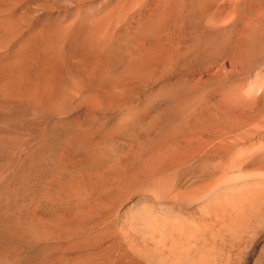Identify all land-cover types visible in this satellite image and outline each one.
<instances>
[{
  "label": "bare ground",
  "instance_id": "1",
  "mask_svg": "<svg viewBox=\"0 0 264 264\" xmlns=\"http://www.w3.org/2000/svg\"><path fill=\"white\" fill-rule=\"evenodd\" d=\"M1 1L2 0H0V2ZM15 1L18 4L21 2L20 0H19V2H17V0H15ZM24 1H23L22 5L19 4V5H21L20 7H22L24 5V3H26V1L25 2ZM59 1H61V0H59ZM62 1H64L63 3H65V0H62ZM93 1H95V0H93ZM93 1H91V2H93ZM99 1H100V3H102L101 0H99ZM117 1H119V2H115V3H117V4H115L116 6L114 4H113L114 6L111 5V6H113V8H111V6H109L111 8V11L110 10L108 11V8L106 10L105 7H103V6H107L109 2L108 3L106 2V4L102 3L104 5L101 4L102 6H100V10L103 7V11L105 9L107 12H109V13L105 12V14H102V16L103 15L104 16L103 17L100 16L101 18L99 17V14H100L99 11L100 10L98 11L97 7H96L97 9L94 8L96 10L93 9V13H94V11H96L95 13L97 14V11H98V13H99V14H97L98 17L96 16V14H93L92 12L90 13V14H92V16L91 15L89 16L88 15L89 13L87 14L86 10L83 9L84 12H86V13H84V16L86 14L88 16L86 15V17H79L78 20H83L81 18H84V19L86 18V20H88L91 17L90 18L91 21H89L90 22L89 24H92V25L94 24L92 27H94L95 30H94V28H93V30L96 31V33L94 32L92 34H91V32H89L91 36L88 35L87 33H84L85 35H83V36L86 37L88 35L87 38L90 39L92 37V35L93 36L97 35V33L99 31L101 32V34H99V36H100V37L98 36L99 38L96 36L95 43H91L95 40V37H94V40L91 39V42H89L90 40H87L88 43L86 42L85 39H83V40H85V42L87 44L86 43L84 44V42H83L84 45H82L81 43H78V44H81V46H82L81 56H80L79 60H77L78 62H76L75 64L73 63V65H71V66H66V78L63 77L62 67H63V65H67L66 63H67L68 55L70 54V51L74 50V52H75V49L77 51L78 45H77L76 40H80L81 38H79V39L74 38L75 41L73 39L67 38L68 32L65 30H67L69 28L68 30L70 32L71 30H73L71 28H74L75 27L74 25H76L74 23H77V22H74L73 24H72V22H70V23H68L69 25L67 24V27H68L67 29L64 28L65 30H63V29L61 30V32L62 31L67 32L66 34L63 32V33H61L62 35H60V31H57L58 32L57 35L59 34L60 36L58 35V37L56 36V38H53L56 35V34L53 35V32H54L53 30L57 29L56 27L58 25L56 27H54L55 24L50 23V25H49L50 27L53 25L52 26L53 28L51 27L53 30H51L49 27V29L52 31V34L51 33L48 34L49 32L47 30H49V29H47L46 31L48 33H46V34L49 35V37H47V36L44 37L43 33L41 35V32H40V34H38V33H36L37 31L31 32V30L29 29L31 27L34 28V26H32L34 24L32 22V18L30 19L31 20L30 23L32 25H30L28 23L29 20L27 21V23L29 24V26H28L29 30H27V31L28 32L30 31V33H26L27 31L25 32V30L27 29L26 28L27 26H24L25 22L23 24L22 23L23 21L21 22L22 19L18 20L16 18L17 15H15V16L13 15L14 14L12 12L13 8L11 9L12 11H8V10H10V9H7L8 7L6 8L7 10L6 9L5 10L0 9V16H1L0 17V102L4 103L3 107H5V105H6V107H8V109L5 110L7 112L5 114V116L2 115V113H0V225L2 226L4 224L11 235H14V236L21 235L22 237L28 238L29 240H32V241L37 240L36 242L37 243L40 242V244L44 240L43 239L42 241H39V239H42V237L45 235V233H44L45 231L42 230V228H40L41 225L39 224L40 226L38 227V225H36L34 223H30V221L28 222V221L22 219L18 215V207L19 206L17 204L19 202L20 196L24 192L28 191L29 188H31V183H33V182H31L32 181L31 180V174L33 172H39L42 169H45L46 167L49 166V163L47 162V158H46V153H45L46 150L48 148H50L51 145H53L55 143L56 138L58 136H60V135L71 136L74 134V131H72V129L70 127L66 126L65 123H63L64 120L62 119V116L65 115L73 106H75L77 104L78 105L81 104L86 99V98H84V100L80 101L76 97H79V95L83 96V97L86 96L87 92H89V89L93 88L94 86L98 85L99 83H103L104 81L106 83V81H109V80L113 81L115 78H118L121 81H126V80L131 81L132 80L133 84H131V85H139V83H149L150 84V82L151 83L153 82L152 86H151L150 94L148 95V98H147L146 107H148L150 109H154V110H155V108H157L158 106L160 107L161 105H164V106L167 105L168 106L170 104V106H172V104H174L172 102L183 103L184 107H181L182 104L179 105V107L182 108V109H180L181 111H177L176 113L173 114V112H175L174 111L175 109H174L173 112L171 110L172 116L169 115L170 117H172V121L176 122V125H175V123H174V125L172 123H170V124L167 123L166 125L162 126V129L159 133H156V134H158V138L161 140H164V139L166 140V138H168L169 136H171L174 133H176L177 131L183 130L185 128L194 129V130H197V132H198V130H200V129L203 130V128H205V127H209V126H211V127L216 126L217 127V125H221V124H225V123H227V125L239 127V124H238L239 121L237 122V120H235V118L234 119L230 118L231 120L224 121L223 117H222L223 115L220 114L223 112H218L217 107H215V108H217V109H215V108H211L210 106H208L209 104L207 105L206 100H207V95L210 96V93H208V91H207V89H205V87L201 86V85H204V84H202L201 80H197V79H195V77H192V78L189 77L190 75H192L194 73V71L197 70L198 67L209 64L213 60H217L219 58H220V60L221 59L223 60V58H226V59H229V60L234 61V62L236 61V62H238L237 67L239 69H241L246 75H248V76H246L247 81L245 80L246 85L243 83L244 81L241 80L240 77L236 78V79L240 78V80H238V83L235 82V81H237L235 79V81L232 80L233 82L231 84V80H227L225 78H223V79L221 78V80L216 83V85H218V86L215 87L214 90L212 89L214 92H215V89L218 88V90L220 89L221 91H224L223 95L226 94L225 96L227 98H228V94L229 95L233 94L232 95L233 99L230 98V101L232 99L233 103L235 102L236 106L234 104H233L234 106L232 105V101H231V103H230V101L227 102V100H229V99H227V100L224 99V100H226L225 102L227 104H229L226 106L230 107V105H231V110H232V106L234 107L233 108L234 110H235V108L237 110H240L239 107H241L242 108L241 112H244V111L246 112V110H243L244 108L242 106L245 107V104L246 105L248 104V106L246 108L248 109V107H249V109H248V111H249L250 108H253L251 106V103H252L251 99L253 100V98L258 99V102H260L262 104L261 106L264 105L263 104L264 103V14L261 13L262 15L261 14L258 15L257 12L256 13L258 16H255V14H254V10L256 8H264V0H160L161 1L160 5H158V3H157V2H159V0H156L157 2H155V1L154 2H155V6H157L158 9H157V12H155L153 16L143 17L141 19H139V17H138L137 18L138 20L134 19V21H132L131 27H129L126 30V32L123 33L121 31V33H119V34L117 32H120V31H118L120 25H122V24L124 25V23H125V22H123L124 19H127V17L130 16L129 15L126 17L125 16L126 12H127V10L129 12V9L131 7H135L134 4H135L136 0H117ZM146 1H150V0H146ZM2 2H4V0ZM6 2H8V0ZM13 2H14L13 0H11V2H10V5L12 7H14L13 6L14 4L13 5L11 4ZM48 2H50V1L48 0L47 3ZM112 2L114 3L113 0H112ZM112 2L110 1L111 4H112ZM145 2L144 3L142 2V4H145ZM16 3H15V5H16ZM70 3H72V1ZM97 3H99V2L97 1ZM139 3L140 2L138 1L137 4H139ZM147 3L148 2H146V4ZM2 4H4V3H2ZM18 4H17V9L19 11L20 7L18 6ZM150 4L152 5L151 2H150ZM4 5H2V6L5 7L6 5L5 6ZM10 5H7V6L11 7ZM48 5H49V3H48ZM72 5H75V3H73ZM76 5H78V4H76ZM88 5H90V4H88ZM95 5H94V7H95ZM141 5L139 4V6H141ZM147 5H146V7H147ZM2 6H0V7H2ZM33 7L35 8L37 6L34 5ZM82 7L83 6H81L80 8L82 9ZM84 7H86V5ZM88 7L89 6H87V8ZM114 7H116V8L114 9ZM141 7H142L141 9L144 8L143 5ZM92 8H91V11H92ZM127 8H129V9H127ZM136 8H138V6ZM17 9L15 6L16 11H17ZM89 9L90 8H88V10ZM112 9H114L115 11L112 12ZM152 9L154 10V8H152ZM83 10H82L81 14H80L81 10H78L79 12H76V13L82 16ZM137 10H136V12H137L136 14H138ZM134 11L130 12V14L133 13ZM141 11H143V10H141ZM89 12H90V10H89ZM151 12H154V11H151ZM19 13H21V12L19 11ZM101 13H103V12H101ZM134 14H135V12H134ZM29 15L27 17H29ZM131 15H133V14H131ZM78 16H76V18ZM134 16H132V17H134ZM136 16H138V15H136ZM141 16H143V14ZM145 16H147V15H145ZM19 17H21L20 14H19ZM92 17H95L96 21L98 18H100V20L98 19L99 22L98 21L94 22L95 20H94V18L92 19ZM22 18H23V20L25 19L24 17H22ZM247 18H253L254 20L251 22V25L248 23L250 25V27L246 23V25L249 27L247 30H245V31L243 30L244 32H240L241 30L238 29L237 23L240 21H243V23H244L245 19H247ZM25 20H27V18ZM74 21H77V19ZM126 21H128V20H126ZM38 22H37V26L39 27L41 25V27H42V28L39 27L40 31H42V29L45 30L46 28L44 27V23L38 24ZM84 22H85V20H84ZM91 22H94V23H91ZM121 22H122V24H121ZM247 22H249V21H247ZM96 23H97V25H95ZM105 23L106 24L111 23L110 29L108 28V26L110 24L109 25L107 24L106 33H108V31L110 30L108 34H105V32L103 33V31H105L104 29L106 28V25L104 28ZM47 24H49V21L46 22V25ZM70 25L74 26V27L70 28L69 27ZM79 25H80V23H79ZM85 25H86V22H85L84 26ZM77 26L74 29L75 32L78 29H80V28H78L76 30ZM80 26H83V25H80ZM87 26H85V28L90 30L89 28L91 27V25H89L90 27L89 26L87 27ZM126 26H127V24H126ZM240 26H241V28H244V27H242V25H240ZM243 26H245V25H243ZM247 26H246V28H247ZM24 27L26 28L25 30H24ZM35 27H36V25H35ZM61 27H62V24H61ZM61 27H58V29L59 28L61 29ZM117 27H118V29H117ZM124 27H125V25L123 26V28ZM102 28H104V29L101 30ZM34 30H35V28H34ZM36 30H38V28ZM81 30H80V32H81L80 34L82 35L83 30L82 31ZM88 30H84L83 32H86ZM93 30L91 29V31H93ZM116 30H117V32H116ZM119 30H121V29H119ZM32 31H33V29H32ZM55 32H56V30H55ZM72 32L73 31L70 32V35L73 34ZM74 34H76V33H74ZM78 34H79V32L77 33V35ZM81 35H79V36H81ZM50 37H52V38H50ZM69 37H71V36H69ZM74 37H78V36L74 35ZM139 39H143L144 41H145V39L151 40V41H157V43L155 42L156 45H158V43L165 41L166 43L167 42L170 43V45H171L170 48L168 47L169 44L166 45L170 50L171 49H173V50L175 49V50L170 51L167 49V47L164 48L165 44H166L165 43L163 48L160 47L161 50L159 49L157 55L152 53V54L156 55L155 56L156 58H154V56L151 58L150 57L146 58L147 57L146 56L145 59H142L138 62L131 60L123 67V69L121 70L120 73H117V75L115 77L113 75L114 63H115L116 59L118 58V55L120 56V54H119L120 51L122 50V48L124 47L125 44L133 43L137 40L139 41ZM81 40L79 42H82ZM151 41H149V42H151ZM148 44H150V43H148ZM141 45H142V43H141ZM150 45H152V44H150ZM81 46H79V47H81ZM155 49H157V48H155ZM68 50H69V52H66ZM176 51H178V54ZM151 52H153V51H151ZM72 55H74V53ZM70 57H72V56L70 55ZM139 57H142V56H139ZM36 59H38L37 64L39 63L40 65L38 66L39 67L38 69L36 67L37 71H33L31 68V66H33V65H31V63L34 64L33 60H36ZM226 59H224V61ZM157 61H160L158 66L156 63ZM68 65H69V62H68ZM215 65H216V63H215ZM157 67H159L158 69L160 70V72L156 73L155 70L157 69ZM182 68H185L186 70L181 72ZM209 68H211V67H209ZM115 70H116V68H115ZM223 70H224V67H223ZM219 71H222V70H219ZM211 73H214V72L211 71ZM211 73H208V74L210 75ZM208 74L206 77L205 76H202V77L203 78L205 77V79H207V80H215L216 79V81H217V79H218V77L216 75L217 73L215 74L216 77L214 75L208 76ZM224 75H225V73H224ZM228 75H229V73H228ZM64 76H65V74H64ZM200 76H201V74H200ZM232 76H233V74H232ZM232 76H229V77H232ZM202 77H200V79ZM235 77H237V75H235ZM196 78H198V77H196ZM203 78H202V80L205 81V79H203ZM230 79H232V78H230ZM242 79H244V78H242ZM241 81H243L242 82L243 85H242ZM213 83H215V82L213 81ZM234 84L237 85L236 88H238V87L241 88L240 86H244V85L246 87V88L244 87L245 90L242 89L241 94L239 92L240 89L238 88L239 89L238 95H240L239 96L240 99L242 97V101H244L243 103L240 99L239 100L241 102H239V100L237 101L238 103L236 102V99H238V96L235 94V93H237L236 92L237 89L235 88ZM238 84L240 86H238ZM109 85H110V83L108 84V87H109ZM233 85H234L235 90L232 87ZM142 87H143V85H142ZM210 87L212 88V86H210ZM130 88L134 89L133 87H130ZM207 88H209V87H207ZM100 89H101V87H100ZM116 89H117V87H116ZM122 89H123V93H124V91L128 90L129 88H126V90H124V88H122ZM117 90H119V89H117ZM117 90H115V91H117ZM139 90H141V89H139ZM208 90H210V88ZM231 90L234 91V93ZM102 91H103V88H102ZM120 91L121 90H119V92ZM148 91H147V93H148ZM216 91H217V89H216ZM108 92H103L105 94H102V95H100L101 94L100 93L98 96L97 95L98 90H97L96 95L98 97H101V96L107 95L106 93H108ZM212 92H211V94H212ZM217 92H220V91H217ZM93 93L95 94V92H93ZM111 93H112V91H111ZM117 93H115V94H117ZM142 94H144V93H142ZM90 95H91V93H90ZM96 95H95V97H96ZM124 95H125V93L123 94V97H124ZM213 95H214V100H215L216 99L215 96H217L216 92ZM220 95H222V92L220 93ZM223 95L221 98V96H219V93H218V96H219L218 98H221L218 102H220V101L222 102ZM139 96L142 98L141 95H139ZM232 96H230V97H232ZM91 97H92V95H91ZM123 97H121L120 100ZM211 97H212V95H211ZM234 97L236 99H234ZM89 98L90 97H88V100H89ZM115 98L116 97H113L110 99L114 100ZM96 99H98V98H96ZM104 99L101 100L99 98L98 100L99 101L101 100V102H102ZM246 100H248V101L250 100V103ZM99 101H97V102L99 103ZM207 101H210V100H207ZM245 101H246V103H245ZM255 101L257 102V100H254V103H256ZM135 102H136V100H135ZM225 102H223V103L226 104ZM213 103H215V102H213ZM216 103H217V99H216ZM240 103H241V105L242 104H244V105L240 106ZM254 103L252 105L255 106L254 108H256V106L259 103H256L257 105ZM221 104H220V106H221ZM224 104H223V106H225ZM210 105H212V104H210ZM237 105L239 107H237ZM104 106H105V104H104ZM127 106H129V105H127ZM177 106H175L173 108H176ZM223 106H221V108ZM133 107H134V105H133ZM131 108H132V105H131ZM224 108L226 109V107H224ZM254 108L252 109L253 114L255 113ZM126 110H127V108H126ZM231 110L225 111V112L230 113V112L234 111V110H232V111ZM261 110L259 109L258 112ZM87 111H88V113L90 112V110H87ZM102 111H103V109L100 112H102ZM85 112H84V114H86ZM91 112H92V110H91ZM159 112H160L159 116H163V114H165L164 110H160ZM250 112H251V110H250ZM168 113H170V111ZM73 114H75V112H73L71 115H73ZM90 114L91 113H89L88 116ZM145 114H146V112H145ZM253 114L251 117L254 116ZM141 115H143V113ZM95 116L96 115L94 114V117ZM234 116H236V115H234ZM263 116H262V118H263ZM67 117H68V114H67ZM73 118H74V116H73ZM151 118H152V116H151ZM238 118H240V117H238ZM243 118H241V119H243ZM256 118H258V117H256ZM83 119H85V118H83ZM89 120H90V117H89ZM93 120H94V118H93ZM245 120H246V118H245ZM248 120H250V119H248ZM258 120H259V118H258ZM83 121L85 122L86 120H83ZM136 121L137 120L134 119V115L128 114L127 116H123L121 118V120L119 121L116 128L119 131H123V133H126L125 131H128L132 136L136 135L138 133V131L140 130V127L138 124H136L137 123ZM28 123H32L34 125L33 129H32L33 133L31 135V138H29L28 141H26L27 139H25V141L15 142L12 139H9L8 134H11L12 132H14V130L16 132V130L18 128H21L22 126L24 127ZM261 123H263V120H261L260 126L264 127V125H261ZM83 124H81V125H83ZM145 124H148V123L145 122ZM251 124H252V122H251ZM81 125L79 122V126H81ZM246 125H247V123H246ZM255 126H256V124H255ZM255 126H252L253 128L251 127V130L255 128L254 130L257 131L260 127V126L259 127L257 126V128H258L257 129ZM85 127H84V129H85ZM98 127L100 128L102 126L100 125ZM104 127L105 126H103V128ZM226 127H225V129H226ZM87 129L89 130V128H87ZM96 129H97V127H96ZM110 129H109V132H110ZM142 129H144V127ZM230 129H232V128H230ZM262 129L263 128L259 129V130H261V132L259 131V133L256 132L253 134H251L252 131H251V133H247L246 131L241 132L243 135L245 134V136H244L243 140L238 143L239 145H237L238 149L236 151L235 150H227V148H224L226 150H223V148L221 150V148H220L221 151L220 150H218L216 152L213 151L214 154H209L207 156L205 155L204 158L198 159L195 162H193L192 164L187 165V166H176L175 165L171 170H168L166 165L164 164L166 161L165 162L160 161L161 159L156 160V161H150L149 163H147L146 166L142 168L144 170H143L141 175L143 177L148 178L147 180H149V181L141 192L144 191V194L145 193L148 194L147 196L146 195L145 196L149 198V204L147 206H144V207L142 205L143 208L140 207V209H138V210L135 209L136 211L133 212L131 215H130V212L127 213L130 216H128L127 220H125L126 223L123 224L124 227H123V230H121V232L123 231V233L120 237L117 234V236L119 237V249H118V251H119L118 252L119 253V262L118 263L119 264H264V129L263 130ZM86 130H84V131L86 132ZM101 130L102 129H100V131ZM117 130H114V131H117ZM28 131H30V130L28 129ZM183 131H182L183 135L182 136L180 135L181 137H183L185 135V133ZM191 131H189V132H191ZM211 131L213 132V130H211ZM91 132L95 133L96 131L95 132L91 131ZM91 132L89 134H91ZM76 133L79 134V132H76ZM201 133H203V131ZM194 134H195V132H194ZM198 134H199V132H198ZM198 134H196V135H198ZM238 134H240V133H238ZM103 135H105V134H103ZM110 135L111 134H109L108 136H110ZM221 135H222V132H221ZM17 136H18V134H17ZM80 136H81V134H80ZM84 136H85V134L82 136L83 138L82 137L81 138L84 139L85 138ZM89 136H91V135H89ZM92 136H93V134H92ZM112 136H114V135H112ZM126 136H128V135H126ZM201 136L198 138H200V140L202 142L203 139H201ZM19 137H21V136H19ZM72 137H75V136H71L70 139H72ZM76 137L78 138L79 136H76ZM226 137H227V134H226ZM110 138H112V137H110ZM216 138H221V137L216 136ZM227 138H229V137H227ZM70 139L68 141L69 144L71 143L70 141H72ZM82 139H80V140H82ZM210 139L213 140V138H210ZM222 139H224V138H222ZM73 140L74 141H72V143L75 142V140H77V139H73ZM80 140H78L77 142H79ZM212 140H210V141H212ZM215 141H217V140H214V143H215ZM220 141H222V144L225 143L224 140H220ZM82 142H83V140H82ZM124 142H125V140H124ZM197 142H199V139ZM205 142H207V140H205ZM127 143H129V142L127 141ZM195 143H194V145H195ZM210 143H212V142H210ZM217 143H218V141H217ZM217 143H215V145ZM226 143H227V141H226ZM59 144H60V142H59ZM130 144H131V140H130ZM201 144H204V141ZM61 145H62V143H61ZM75 145L77 146L76 142H75ZM151 145H149V146H151ZM194 145L192 144L193 148H194ZM215 145H213V146H215ZM225 145H228V144H225ZM64 146H66V145H64ZM67 146H68V143H67ZM70 146H71V144H70ZM72 146H73V144H72ZM131 146H130V148H131ZM134 146H136V145H134ZM207 146H205V148ZM82 147L86 150V152L88 154L89 166H91V165H99L100 166V164H103L106 161H108L116 153V149L113 147L112 143L109 141H103V142L91 141V142H87V143L84 141V144ZM162 147H161V150H162ZM174 147H176V146H174ZM216 147H220V144L219 145L217 144ZM216 147H214V148H216ZM132 148H135V147H132ZM80 149L82 150V148H80ZM210 149H209V151H210ZM216 149H218V148H216ZM81 150L78 151L77 154L79 152L82 153ZM143 151H142V153H143ZM158 151H160V150H158ZM195 151H196V149H195ZM175 152L176 151H174V153ZM117 153H118V151H117ZM164 153H165V151H164ZM180 153H181V151H180ZM206 153L208 154L207 151H206ZM130 154H132V153H130ZM170 154H171V152H170ZM57 155L55 154V156H57ZM143 155H142V157H143ZM164 155H166V153ZM200 155L201 154H199V156ZM127 156H129V155H127ZM169 156L170 155H168V158H169ZM73 157H74V155H73ZM84 157L85 156H83V158ZM86 157H87V155H86ZM149 157H151V156H149ZM159 157H160V155H159ZM164 157L162 156V158H164ZM75 159L76 160L78 159V155ZM79 159H80V155H79ZM55 160L56 159H54V161ZM68 160H69V158H68ZM121 160H123V159H121ZM141 160H142V158H141ZM166 160L168 161V159H166ZM59 161H60V159H59ZM62 163L63 162H61V164ZM55 164H57V163L55 162ZM68 164H70V163H68ZM142 164H144V163H142ZM105 165H106V163H105ZM75 166H76V164H75ZM112 166H113V164H112ZM133 166H134V164H133ZM27 167H28V169H27ZM55 167H54V170H55ZM59 168H60V166L58 167V169H56V171H59ZM93 168H94V166H93ZM125 168L127 169V167H125ZM138 168H140V167L138 166ZM130 170H131V167H130ZM95 172L96 171H94V173ZM82 173L84 174L86 172H82ZM88 173H90V171H88ZM63 174H65V173H63ZM78 174H79V172H78ZM79 177H81V176H79ZM51 178H52V176H51ZM83 178H85V177H83ZM54 180H55V178H54ZM69 180H70V178H69ZM82 180H84V179H82ZM140 181L138 183H140ZM48 182H50V180ZM55 182H53V183H55ZM125 182H127V183L126 184L124 183L125 185L123 187L121 186L122 188L119 190V193L116 196V201L119 200L121 204L123 202H126L127 200H129L130 197L132 199V196H131L132 192H129L128 188L130 187L131 184L135 183L136 181H135V178L132 176L131 178L128 179V181H125ZM144 182L142 184H144ZM53 183H52V185H53ZM81 183H82V181H81ZM46 184L48 185L49 183H46ZM47 185H45V186H47ZM71 185H72V183H71ZM96 185H97V183H96ZM55 186H56V183H55ZM58 186H59V184H58ZM49 187H51V185ZM105 187H107V186H105ZM134 187H135V185L133 186V189H134ZM48 188H47V190L51 189L52 187L49 189ZM68 189H70V188L68 187ZM86 189H88V188H86ZM85 190H83V192ZM131 190H132V188H131ZM35 191H34V193H35ZM44 191H45V189H44ZM65 191H63V192H65ZM56 192L57 191H55V193ZM90 192H93V191H90ZM45 193H46V191H45ZM72 193L73 192H71L70 194H72ZM80 193L82 194V192H80ZM85 193L88 194L87 191ZM61 194L62 193H60V195ZM66 194L67 193H65V195ZM75 194H77V196H79L78 193H75ZM87 194H85V195L83 194L84 197ZM29 195H30V193H29ZM50 195L53 196V193H50ZM50 195H48V197ZM55 195H57V194H55ZM83 195H81V196H83ZM92 195H95L94 192ZM92 195H90V196H92ZM141 195L142 194H140V196ZM46 196H44V197H46ZM48 197H46V201H47ZM56 197H55V199L57 202ZM63 197H64V195H63ZM146 197H144V198H146ZM35 198H36V196H35ZM52 198H54V197H52ZM82 198L83 197H81V199ZM67 199H66V202H67ZM85 199H87V198H85ZM85 199H83V200H85ZM138 199H139V197H138ZM44 200H45V198H44ZM44 200L42 199V202ZM132 200H134V199H132ZM26 201H28V200H26ZM73 201H74V199L73 200L71 199L70 203H72ZM31 202H33V201H31ZM39 202L40 201L38 200V203ZM89 203H92V202H90V200H89ZM34 204H36V202H34L32 205H34ZM40 204H41V202H40ZM49 204H50V202L48 203V205ZM54 204H55V202H54ZM72 204H71V206H72ZM99 204H100V200H99ZM85 205L87 206L86 202H85ZM103 205L104 204L102 203V206ZM24 206H26V205L24 204ZM67 206H69V205H67ZM67 206H65V207L67 208ZM71 206H70V208H71ZM74 206H75V204H74ZM82 206H84V205H81V207ZM95 206H97V204L94 205L93 208H95ZM123 206L124 205H122L121 209H123ZM90 207H92V206H90ZM125 207H126V205H125ZM50 209H52V208H50ZM78 209L80 210L81 208H78ZM187 209H190L189 214L185 213L187 211ZM57 210H58V208H57ZM98 210H100V209H98ZM191 210H194V212H191ZM33 211H35V210H33ZM53 211H55V210H53ZM81 211H82V213L84 212V210H81ZM29 212L30 211L28 210L27 215ZM105 212H106V210H105ZM30 213H29V215H30ZM38 213H40V212H38ZM55 213H58V212H55ZM210 213H211V215H212V213L215 214V217L216 216L218 217V218H216L217 220L213 216L208 215ZM61 214H59V217ZM100 214H101V216L103 215L102 213H100ZM87 215H84V216H87ZM92 215H94V214L91 212V216ZM117 215H118V213H117ZM205 215H206V217H207V215H208V217L211 216L210 218H214V220L211 221V219H210V221H208L207 218L205 217ZM22 216H23V214H22ZM96 216H95V218H96ZM112 216H113V213H112ZM36 217H39V216H36ZM40 217H42V216H40ZM70 217H68L66 219H69ZM88 217H90V216H88ZM29 218H30V216H29ZM29 218L27 216V219H29ZM56 218H58V217H56ZM84 218H86V217H84ZM87 218H86V220H87ZM61 220H63V219H61ZM61 220H60V222H63ZM215 220H216V222L213 223ZM37 221H39V220H37ZM56 221H55V223H56ZM70 221H72V220L70 219ZM70 221H68V222H70ZM79 221H81V220H78V222ZM32 222H33V220H32ZM64 222H65V220H64ZM66 222H67V220H66ZM210 222H212V223H210ZM49 223L51 224L52 222H49ZM63 223H61V225ZM108 223H109V221H108ZM55 225H57V224H55ZM106 225L107 226H104L101 228V231H102L101 233H104L102 229L105 227H108L110 225V223H109V225L108 224H106ZM82 227H84V226H82ZM110 227L111 226H109V230H111ZM3 228H5V227H3ZM43 228H45V227H43ZM59 228H61V227H59ZM120 229H121V227H120ZM98 230H100V229H98ZM109 230H108V233H107V231H105V232L107 234H109ZM49 231H50V233H52V235H57V234L61 233V231L58 229L57 226L50 227ZM82 231L81 230L76 231L75 234L70 233V232L65 233L64 231H62L63 232L62 234H64L65 237L70 236V235L72 236V234H73V236L74 235H80L82 237V235H83ZM93 231H95V230H93ZM118 231H120V230H118ZM1 232H3V231L1 230ZM7 234H6V236H7ZM91 234L93 235V233H91ZM91 234L89 233V235H91ZM97 234H99V233H97ZM112 234H111V236H112ZM119 234H121V233L119 232ZM14 236H12V237H14ZM21 236H19V237H21ZM105 236H107V235H105ZM105 236H103V237H105ZM86 237H85V239L88 238V237L87 238ZM103 237L101 236V238H103ZM97 238L99 239L100 237H97ZM28 239H26V240L28 241ZM67 239H68V237H67ZM67 239H64V240L61 239V241L62 240L65 241ZM72 239L74 240V238H72ZM72 239H70V240H72ZM77 239H78V237L76 238V240ZM89 239H90V241L93 240V238H91L90 236H89ZM3 240L4 239L2 238V241ZM6 240H7V238H6ZM48 240H47V242H49ZM81 240L82 239H80L79 241H81ZM32 241H30V243ZM79 241H78V243H79ZM86 241L84 243H86ZM99 241H97V242H99ZM229 241H231V244L234 243V247H233V250L231 251L230 260L228 258L227 259L228 261H226L223 259L221 253H222V251H224L223 250L224 243H227ZM51 242H53V240H51ZM54 242L57 243L56 241H54ZM89 242H88V245H92V244H89ZM94 242L97 243L96 241H94ZM114 242H116V238H115ZM114 242H113V244H115ZM12 243H14V240ZM66 243H68V241ZM91 243H93V242H91ZM9 244H11V243H9ZM27 244H28V242H27ZM27 244L25 243V245H27ZM59 244H61V243H59ZM74 244H75V242H74ZM82 244H83V242H82ZM113 244L110 243L109 245L113 246ZM78 246L81 247L80 244ZM86 246H87V243H86ZM114 246L116 247V245H114ZM31 247H33V246H31ZM74 247H76V249H79V248H77V246H74ZM83 247H84V245H83ZM83 247H82V249H83ZM25 248L26 247H24L23 249H25ZM3 249H4V247H3ZM11 249H13V246ZM28 249H29V247H28ZM44 249H45V247H44ZM82 249L80 248V251ZM20 250L21 249H19V251ZM112 250H115V249L113 248ZM8 251H10V250H8ZM14 251H15V249H14ZM14 251L12 252V250H11V253H14ZM22 251L24 253L26 250H22ZM76 251H78V250H76ZM2 252H4V251H2ZM17 252H18V250H17ZM86 252H88V251H86ZM79 253H81V252H79ZM89 253H91V251ZM9 254H7V255H9ZM17 254H19V252ZM83 254H85V253L83 252L82 255ZM76 256H77V254H76ZM9 257H11V255H9ZM20 257H19V259H20ZM0 258H1V255H0ZM5 258H7V256ZM16 258L17 257H15L13 259L15 260ZM97 258H98V256H97ZM24 259H25V257H24ZM9 260H11V258ZM92 260H91L92 264H93V261L95 263V260H93V261ZM115 260H117V259H115ZM1 261L3 262L5 260L1 259ZM84 261L85 262L88 261V258H87V260H84ZM9 262H12V264L15 263L13 260L9 261ZM71 262H73V260ZM77 262H75V263H77ZM103 262L104 261H102L100 263H103ZM110 262H112V261H110ZM20 263H22V262L20 261ZM78 263L80 264V262H78ZM89 263H90V260H89ZM104 263H106V262H104ZM16 264H19V263H16ZM70 264H72V263H70ZM82 264H84V263H82ZM107 264H108V262H107Z\"/></svg>",
  "mask_w": 264,
  "mask_h": 264
},
{
  "label": "rangeland",
  "instance_id": "2",
  "mask_svg": "<svg viewBox=\"0 0 264 264\" xmlns=\"http://www.w3.org/2000/svg\"><path fill=\"white\" fill-rule=\"evenodd\" d=\"M3 1V0H2ZM0 2V6H2V5H6L9 1L11 2V0H8V2H6L7 0H4V2ZM14 2L13 3H11L14 7H12L11 5H10V2L7 4V5H10L11 7H9V6H5V7H0V9L2 10H5L7 7V9H10V10H8V11H12L11 13L15 16V15H17V19L18 20H21V22L24 24V22H25V25L24 26H27L26 28L24 27V30H25V32L27 31V30H31V32H36V33H38V34H40V32H41V35H42V33H43V36L45 37V36H47V37H49V35H47L46 33H48V34H52V31L51 30H53L49 25H50V23L51 24H55L54 25V27H56L57 25V29H58V27H61V24H62V27H61V29L59 28L58 30L57 29H55L56 30V32H55V30H53L54 32H53V35L54 34H56L53 38H56V36L58 37V35H57V31H60V35H62L61 33H67V38H70V39H73L74 41H75V39L74 38H76V39H79V38H81L80 40L82 41V42H79L80 40H76L77 41V45H78V47H77V51H76V49H75V52H74V50L73 51H70V54L68 55V60H67V65H63V67H62V74H63V77H65L66 78V66H71V65H73V63L75 64L76 62H78L77 60H79V58H80V56H81V48H82V46H81V44L82 45H84L86 42L88 43V41L87 40H90L89 42H91V39H93L94 40V37H95V40L93 41V42H91V43H95V41H96V36L98 37L99 36V34H101V32L99 31H97L98 33H97V35H95V36H93L92 35V37L90 38V39H88L87 37H88V35H90V33L89 32H91V34L92 33H96V31H94L95 30V28L94 27H92L93 25L92 24H89L90 22L89 21H91V17L88 19V20H86V18L84 19V18H81V19H83V20H78L79 19V17H86V15L88 14L89 16L91 15L92 16V14H90L91 12L93 13V9L94 8H98V11L100 10V6H102V5H104V4H102V3H105L106 4V2L108 3V5L107 6H103V7H105V9L107 10V8H108V11L110 10L111 11V8H113V6L115 5V4H117V3H115V2H119V1H117V0H113L114 1V3L112 2V0H101L102 1V3H100V1L99 0H95V1H93V0H65V3H63L64 1H59V0H49L50 2H48L49 3V5H48V3H47V1L46 0H25L26 1V3H24V5L22 6V7H20L22 4H23V1L24 0H20L21 2L19 3V4H21V5H19L18 3H16V1L15 0H13ZM24 1V2H25ZM28 1V2H27ZM41 1V2H40ZM44 1V2H43ZM67 1V2H66ZM72 1V3H70V2ZM88 1V2H87ZM91 1H93V2H91ZM97 1L99 2V3H97ZM110 1L112 2V4L110 3ZM138 1L140 2L139 4L141 5L142 4V2L144 3L146 0H136V2H135V7H131L130 9L129 8H127V9H129V12H128V10H127V12H126V17L127 16H129V17H127V19H124V21L123 22H125L124 23V25H125V27L123 28V24H122V22H121V24L122 25H120V27H119V29H121V30H119L118 29V27H117V29H118V31H120V32H117V30H116V32L119 34V33H121V31L124 33V32H126V30L129 28V27H131V25H132V21H134V19L135 20H138L137 18L139 17V19H141V18H143V17H150V16H153L154 15V13L155 12H157V9H158V7L157 6H155V2H157L156 0H150V1H146V2H148L147 4H146V2H145V4L147 5V7H146V5L145 4H142L143 6H144V8L143 9H141L142 7V5L141 6H139V4H137L138 3ZM154 3H153V2ZM17 2H19V0H17ZM59 2V3H58ZM70 4H69V3ZM91 2V3H90ZM150 2L152 3V5L150 4ZM160 0H159V2H157L158 3V5H160ZM2 3H4V4H2ZM15 3H16V5H15ZM31 3V4H30ZM73 3H75V5H72ZM2 4V5H1ZM17 4H18V6L20 7H18L19 8V11L21 12V13H19V11H18V9H17ZM76 4H78V5H76ZM84 4V5H83ZM88 4H90V5H88ZM97 6H96V5ZM100 4V5H99ZM102 4V5H101ZM114 4V5H113ZM26 5V6H25ZM30 5V6H29ZM37 6V7H33V6ZM41 5V6H40ZM48 5V6H47ZM86 5V7H84ZM94 5H95V7H94ZM99 5V6H98ZM111 5H113V6H111ZM138 6V8H136L137 6ZM150 5V6H149ZM157 5V4H156ZM15 6H16V9H17V11L15 10ZM32 6V7H31ZM81 6H83L82 7V9L80 8ZM87 6H89L88 8H90L89 10H90V12H89V10H88V8H87ZM109 6H111V8L109 7ZM116 6V5H115ZM149 6V7H148ZM154 6V7H153ZM93 7V8H92ZM103 7H102V9L100 10L101 12H103V13H101L100 11H99V13H98V11H97V14H99V17L100 16H102V14H105V12H107L105 9H104V11H103ZM128 7V6H127ZM146 7V8H145ZM151 7V8H150ZM157 7V8H156ZM160 7V6H159ZM13 8V9H12ZM22 8V9H21ZM91 8H92V11H91ZM96 8V9H97ZM110 8V9H109ZM116 7H114V9H115ZM152 8H154V10L152 9ZM6 9V10H7ZM12 9V10H11ZM30 9V10H29ZM83 9H85L86 10V12H87V14L84 16V13H86V12H84V10ZM96 9H94V10H96ZM114 9H112V12L113 11H115ZM138 11V14H136L137 12H136V10ZM146 9V10H145ZM262 9V10H261ZM78 10H81L80 11V14H81V12H82V10H83V13H82V16L81 15H79V14H77L76 12H79ZM135 10V11H134ZM141 10H143V11H141ZM23 11V12H22ZM132 11H134L135 12V14L136 15H138V16H136L135 14H134V12L133 13H131V14H133V15H131L130 14V12H132ZM141 11V12H140ZM147 11V12H146ZM151 11H154V12H151ZM16 12V13H15ZM18 12V13H17ZM96 11H94V13L93 14H96L95 13ZM143 12V13H142ZM145 12V13H144ZM151 12V13H150ZM258 13V15H260L261 13L262 14H264V8H256L255 10H254V14H255V16H258L257 15V13ZM23 13V14H22ZM25 13V14H24ZM28 13V14H27ZM107 13H109V12H107ZM141 13V14H140ZM19 14H20V16L21 17H19ZM27 14V15H26ZM30 14V15H29ZM96 14V16L98 17V15ZM143 14V16H141ZM261 14V15H262ZM26 15V16H25ZM29 15V17H27ZM79 15V16H78ZM87 15V16H88ZM135 15V16H134ZM145 15H147V16H145ZM76 16H78L77 18H76ZM94 16V15H93ZM104 16V15H103ZM102 16V17H103ZM132 16H134V17H132ZM1 17V16H0ZM22 17H24L25 19L27 18V20H23V18ZM132 17V18H131ZM136 17V18H135ZM32 18V22L34 23L33 25L30 23V19ZM77 19V21H74V20H76ZM88 18V17H87ZM94 18V20H95V17H92V19ZM101 18V17H100ZM100 18H98L99 20H100ZM98 19H97V21H98ZM29 20V21H28ZM35 20V21H34ZM84 20H85V22H86V25L85 26H87L88 24L89 25H91V27L89 28L90 30H88V29H86L85 28V26H84V24H85V22H84ZM93 20V21H94ZM126 20H128V21H126ZM244 20V19H243ZM254 19L253 18H247V19H245V21H244V23H243V21H240V22H238L237 23V27H238V29L239 30H241L240 32H244L245 30H247L249 27H250V25H251V22L253 21ZM27 21H28V23L30 24V25H32V26H34V28H35V30H34V28L33 27H31V28H29L28 29V26H29V24L27 23ZM40 23H39V22ZM49 21V24H47L46 25V22H48ZM96 20L94 21V22H97ZM247 21H249V22H247ZM37 22H38V24H41V23H44V27L46 28L45 30L44 29H42V31H40V28L39 27H41V25L38 27L37 26ZM70 22H72V24L74 23V22H77V23H74V24H76V25H74L75 27L77 26V28H76V30L78 29V28H80V29H78L76 32H75V27L74 26H69L70 28L71 27H74V28H71V29H73V30H71V31H73L72 33L73 34H71L70 35V32H69V28L67 27V24L68 23H70ZM94 22H91V23H94ZM99 22V21H98ZM127 22V23H126ZM242 22V23H241ZM79 23H80V25H83V26H80L79 25ZM246 23H247V25L249 26H247L246 25ZM250 25H249V24ZM109 26H108V28L110 29V27H111V23H107ZM107 24L105 23L104 24V28H105V25H106V28L104 29V28H102L101 30H105V31H103V33L105 32V34H108L109 33V31H108V33H106V31H107ZM126 24H127V26H126ZM129 24V25H128ZM242 25V27H244V28H241V26L240 25ZM35 25H36V27L38 28V30H36L37 28L35 27ZM65 27H64V26ZM69 25V24H68ZM95 25H97V23L95 24ZM243 25H245V26H243ZM43 26V25H42ZM87 26V27H88ZM246 26H247V28H246ZM48 27V28H47ZM49 27H50V29H49ZM122 27V28H121ZM241 29H240V28ZM42 28V27H41ZM64 28H68L67 30H65ZM93 28H94V30H93ZM32 29H33V31H32ZM47 29H49V30H47ZM65 30V31H67V32H65V31H62L61 32V30ZM84 31V30H88V31H86V32H83L82 30ZM91 29L93 30V31H91ZM237 29V30H238ZM48 32H47V31ZM80 30L82 31V35L80 34L81 32H80ZM124 30V31H123ZM244 30V31H243ZM79 32V34L77 35V33ZM26 33H30V31L28 32H26ZM74 33H76V34H74ZM84 33H87L88 35L85 37V36H83V35H85ZM102 33V34H103ZM59 35V36H60ZM74 35L75 36H78V37H74ZM79 35H81V36H79ZM69 36H73L72 38L71 37H69ZM91 36V35H90ZM84 37V38H83ZM100 37V36H99ZM98 37V38H99ZM50 38H52V37H50ZM83 39H85L86 40V42H85V40H83ZM98 40V39H97ZM141 41V42H140ZM146 41V42H145ZM145 41L143 40V39H139V41L137 40V41H135V42H133V43H127V44H125L124 45V47L122 48V50L120 51V56L118 55V58L116 59V61H115V63H114V72H113V75L116 77V75H117V73H120L121 72V70L123 69V67L129 62V61H131V60H133V61H135V62H138V61H140V60H142V59H145V57L146 58H151V57H153L154 56V58H156L155 56L158 54V51H159V49L161 50V48H163L164 47V44L166 43L165 41L164 42H161V43H158V45H156L155 44V42L157 43V41H151V40H147V39H145ZM149 41H151V42H149ZM83 42H84V44H83ZM78 43H81V44H78ZM86 43V44H87ZM141 43H142V45H141ZM148 43H150V44H152V45H150V44H148ZM134 44V45H133ZM167 44H169L168 45V47L170 48V43H166L165 44V47L164 48H166L167 46ZM130 47H129V46ZM160 45V46H159ZM79 46H81V47H79ZM137 46V47H136ZM136 47V48H135ZM151 47V48H150ZM153 47V48H152ZM161 47V48H160ZM167 47V49L168 50H170L169 48ZM129 48V49H128ZM133 48V49H132ZM155 48H157V49H155ZM145 49V50H144ZM155 49V50H154ZM153 51V52H151V51ZM175 50V49H174ZM173 49H171L170 51H174ZM141 51V52H140ZM66 52H69V50L68 51H66ZM74 53V55H72L73 53ZM177 52V54H178V51H176ZM149 55H148V54ZM152 53H154V54H156V55H154V54H152ZM147 54V55H146ZM70 55L72 56V57H70ZM129 55V56H128ZM128 56V57H127ZM135 56V57H134ZM139 56H142V57H139ZM144 56V57H143ZM75 57V58H74ZM127 57V58H126ZM74 58V59H73ZM126 58V59H125ZM224 59H226V58H223V60L221 59L220 60V58L219 59H217V60H213L212 62H210L209 64H206V65H203V66H200V67H198L197 68V70L196 71H194V73L192 74V75H190L189 77H195V79H197V80H201L202 81V84H204V85H201L202 87H205V89H207V91H208V93H210V96L209 95H207V100H210V101H207L206 100V103H207V105L208 106H210L211 108H215V107H217L218 108V112H223V113H220L221 115H223L222 117H223V120L224 121H227V120H231V119H234L235 118V120H237V122H238V124H239V127H235V126H232V125H227V123H225V124H221V125H217V127L216 126H213V127H211V126H209V127H205V128H203V130L202 129H200V130H198V132H199V134H198V132H197V130H194V129H188V128H185V129H183V130H180V131H177L176 133H174L173 135H171V136H169L168 138H166V140L164 139V140H161V139H159L158 138V134H156V133H159L160 131H161V129H162V126H164V125H166L167 123H172L173 125H174V123H175V125H176V122L175 121H172V117H170V116H172V112H173V110L175 111V112H173V114L174 113H176L177 111H181L180 109H182L181 107H184V105H183V103H175V102H172V103H174V104H172V106H170V104L167 106H164V105H161L160 107L158 106L157 108H155V110L154 109H150V108H148V107H146V102H147V98H148V95L150 94V91H151V86H152V83L150 82V84L149 83H139V85H131V84H133V82H132V80L130 81V80H126V81H121L120 79H118V78H115L113 81L112 80H109V81H106V83H105V81L103 82V83H99L98 85H96V86H94L93 88H91V89H89V92L91 93V95H92V97H91V95H90V93L89 92H87V95L86 96H80L79 95V97H76L78 100H84V98H86L81 104H77V105H75V106H73L65 115H63L62 116V119L64 120V122L63 123H65V125L66 126H68V127H70L71 129H72V131H74V134L73 135H71V136H75V137H72V139H70L71 138V136H65V135H60V136H58L57 138H56V141H55V143L53 144V145H51V147L50 148H48L47 150H46V158H47V162L49 163V166L48 167H46L45 169H42L41 171H39V172H33L32 174H31V182H33V183H31V188H29V190L28 191H26V192H24L21 196H20V199H19V202H18V215L22 218V219H24V220H26V221H30V223H34V224H36V225H38V227L40 226V228H42V230H44L45 232V235L42 237V239H39V241H42L43 239V241H42V243L40 244V242H36L37 240H29L28 238H25V237H22L21 235H17V236H14V235H11L10 233H9V231H8V229L6 228V226L3 224L2 226L0 225V232H1V230L3 231V232H1L0 233V255H1V258H0V264H12V262H9V261H14L15 263L14 264H16V263H19V264H70V263H72V264H74L75 262H80V264H82V263H84V264H88L89 263V260H90V263L89 264H92V262H91V260L93 259V260H95V263H94V261H93V264H107V262H108V264H119L118 262H119V251H118V249H119V237L122 235V233H123V231L121 232V230H123V227H124V225L123 224H125L126 223V221L125 220H127V218H128V216H130L133 212H135L136 210H138V209H140V207L141 208H143L144 206H147L148 204H149V198L148 197H146L148 194L147 193H145L144 194V191L143 192H141L142 190H143V188L146 186V184L148 183V181L149 180H147L148 178H146V177H143L141 174H142V172H143V170L144 169H142L143 167H145L146 166V164L147 163H149L150 161H156V160H160V161H163V162H165L164 164L166 165V167H167V169L168 170H171L175 165L176 166H187V165H190V164H192L193 162H195L196 160H198V159H201V158H204L205 157V155L207 156V155H209V154H214L213 153V151L214 152H216V151H218V150H220V148H221V150H222V148H223V150H226V149H224V148H227V150H237L238 149V147H237V145H239L238 143L239 142H241L242 140H243V138H244V136H245V134L243 135L241 132H243V131H246L247 133H251V131H252V133L251 134H253V133H256V132H258L259 133V131L261 132V130H259L260 128H263L264 129V127H261L260 126V122H261V120H263V123H264V105L263 106H261L262 104L260 103V102H258V99H255V98H253V100L251 99V106L254 108L255 106H253L252 104L254 103V100H257V102L256 103H259L258 105L256 104V103H254V104H256L257 106H256V108H254V114L252 113L253 112V108H250V110H251V112H250V110L248 111V109H249V107H248V109L246 108L247 106H248V104L246 105L245 104V107L244 106H242V105H244V104H242L241 105V103H240V106H242L244 109L243 110H246V112L244 111V112H241L242 110V108L241 107H239L238 105H237V107H239L240 108V110H237L236 108H235V110L233 109L234 107V105H235V102L233 103V94L232 95H229L228 94V98L225 96V95H223V93H224V91H221L220 89L218 90V88H216L217 89V91H220V92H217L216 91V89H215V92H216V95L217 96H215L216 97V99H217V103H216V99L214 100V95L213 94H215V92L213 91L214 90V88L215 87H217L218 85H216V83L217 82H219L220 80H221V78L223 79V78H225V79H227V80H231V84H232V80H234L235 81V79L236 78H238V77H240L241 78V80H243V81H241V83L243 82L245 85H246V83H245V80L247 81V77L246 76H248V75H246L241 69H239L237 66V64H238V62H234V61H231V60H229V59H226L225 61H224ZM76 60V61H75ZM34 62V64H32L31 63V65H33V66H31V68H32V70L33 71H37V69L39 68L38 66L40 65L39 63L37 64V61H38V59H36V60H33ZM71 61V62H70ZM217 61V62H216ZM223 61V62H222ZM68 62H69V65H68ZM216 63V65H215V63ZM222 62V63H221ZM117 63V64H116ZM157 63V66L159 65V63H160V61H157L156 62ZM234 63V64H233ZM35 65V66H34ZM120 65V66H119ZM122 65V66H121ZM209 65V66H208ZM211 65V66H210ZM232 65V66H231ZM216 66V67H215ZM36 67H37V69H36ZM203 67V68H202ZM209 67H211V68H209ZM214 67V68H213ZM221 67V68H220ZM223 67H224V70H223ZM115 68H116V70H115ZM159 67H157V69H158ZM202 68V69H201ZM220 68V69H219ZM119 69V70H118ZM155 70V72L157 73V72H160V70L158 69V70ZM201 69V70H200ZM213 69V70H212ZM184 70H186L185 68H182L181 69V72L182 71H184ZM219 70H222V71H219ZM237 70V71H236ZM208 71V72H207ZM211 71L212 72H214V73H211ZM217 71V72H216ZM197 72V73H196ZM204 72V73H203ZM225 73V75H224V73ZM208 73H211L210 75L208 74ZM217 73V74H216ZM228 73H229V75H228ZM64 74H65V76H64ZM196 74V75H195ZM200 74H201V76H200ZM207 74H208V76H215L216 77V75H217V77H218V79H217V81H216V79L215 80H207V79H205V77L207 76ZM216 74V75H215ZM232 74H233V76H232ZM195 75V76H194ZM199 75V76H198ZM227 75V76H226ZM235 75H237V77H235ZM202 76H205L204 78L202 77ZM222 76V77H221ZM229 76H232V77H229ZM118 77V76H117ZM196 77H198V78H196ZM200 77H202L203 79H205V81L204 80H202V78L200 79ZM235 77V78H234ZM229 78V79H228ZM230 78H232V79H230ZM234 78V79H233ZM240 78L239 79H236L237 81H235V82H237L238 83V80H240ZM242 78H244V79H242ZM213 81L215 82V83H213ZM128 82V83H127ZM234 82V83H235ZM110 83V85H109V87H108V84ZM236 83V84H237ZM243 83H242V85H243ZM105 84V85H104ZM129 84V85H128ZM208 84V85H207ZM236 84H234L235 85V88H236ZM240 84V83H239ZM238 84V86H240ZM104 85V86H103ZM142 85H143V87H142ZM145 85V86H144ZM150 85V86H149ZM206 85V86H205ZM234 85L232 86L233 88H234ZM245 85L244 86H240L241 88H239L240 89V94L242 93L241 91H242V89H244V87H245ZM139 88H138V87ZM210 86H212V88L210 87ZM100 87H101V89H100ZM106 87V88H105ZM108 87V88H107ZM115 87V88H114ZM116 87H117V89H119V90H121L120 92H119V90H117L116 89ZM129 88L128 90H126V88ZM130 87H133L134 89H131ZM207 87H209L210 88V90H208L209 88H207ZM231 87V88H232ZM97 88V89H96ZM102 88H103V91H102ZM122 88H124V90H126V91H124V93H125V95H124V97H123V89ZM136 88V89H135ZM235 88H234V90H235ZM238 88H236L237 90H236V92L237 93H235L237 96H238V99H236L235 97H234V99H236V102L240 99V95H238L239 94V92H238ZM246 88V87H245ZM139 89H141V90H139ZM144 89V90H143ZM213 89V90H212ZM92 90V91H91ZM97 90H98V94H97ZM106 90V91H105ZM115 90H117V91H115ZM149 90V91H148ZM245 90V89H244ZM243 90V91H244ZM109 91V92H108ZM111 91H112V93H111ZM147 91H148V93H147ZM213 91V92H212ZM232 91V90H231ZM230 91V92H231ZM93 92H95V94L93 93ZM103 92H108V93H106L107 95H104V96H101V97H98L99 96V94L100 95H102V94H105V93H103ZM118 92V93H117ZM122 92V93H121ZM211 92H212V94H211ZM222 92V95H223V100L224 99H229V100H227V102L228 101H230V98H232L231 99V101H232V110H234V111H232L231 110V105H230V107L229 106H226V105H229V104H227L225 101L226 100H222V102L220 101V102H218L221 98H222V95H220V93ZM233 93H234V91H232ZM115 93H117V94H115ZM142 93H144V94H142ZM218 93H219V96H221V98H218L219 96H218ZM98 96H97V95ZM121 94V95H120ZM95 95H96V97H95ZM117 95V96H116ZM120 95V96H119ZM138 95V96H137ZM139 95H141L142 96V98L139 96ZM211 95H212V97H211ZM235 95V96H236ZM94 96V97H93ZM112 96V97H111ZM209 96V97H208ZM226 98H225V97ZM230 96H232V97H230ZM236 96V97H237ZM88 97H90L89 98V100H88ZM103 97V98H102ZM113 97H116L114 100H111L110 98H113ZM121 97H123L121 100H120V98ZM96 98H100L101 100L102 99H104L102 102H101V100L99 101L98 99H96ZM118 98V99H117ZM209 98V99H208ZM93 99V100H92ZM139 99V100H138ZM146 99V100H145ZM120 100V101H119ZM135 100H136V102H135ZM212 100V101H211ZM241 101H242V97H241V99H240ZM239 100V102H241ZM245 100V99H244ZM97 101H99V103L97 102ZM105 101V102H104ZM139 101V102H138ZM231 101H230V103H231ZM246 101H248V100H246ZM246 101H245V103H246ZM144 102V103H143ZM211 102V103H210ZM213 102H215V103H213ZM223 102H225L226 104H224ZM244 101H242V103H243ZM249 103H250V100L248 101ZM84 103V104H83ZM222 103V104H221ZM238 103V102H237ZM86 104V105H85ZM97 104V105H96ZM100 104V105H99ZM104 104H105V106H104ZM140 104V105H139ZM182 104V105H181ZM185 104V103H184ZM210 104H212V105H210ZM220 106V104H221V106H223V104L225 105V106H223L222 108H221V106L219 107L218 105ZM264 104V103H263ZM127 105H129V106H127ZM131 105H132V108H131ZM133 105H134V107H133ZM145 105V106H144ZM177 106L176 108H173V107H175V106ZM179 105H181V107H179ZM217 105V106H216ZM4 106V103L3 102H0V113H2V115H4L5 116V114L7 113L5 110H7L8 109V107H6V105H5V107H3ZM78 106V107H77ZM84 106V107H83ZM113 106V107H112ZM120 106V107H119ZM170 106V107H169ZM236 106V105H235ZM250 106V107H251ZM77 107V108H76ZM81 107V108H80ZM172 107V108H171ZM224 107H226V109L224 108ZM229 107V108H228ZM258 107V108H257ZM261 107V108H260ZM91 108V109H90ZM101 108V109H100ZM111 108V109H110ZM126 108H127V110H126ZM147 108V109H146ZM164 108V109H163ZM170 108V109H169ZM217 108H215V109H217ZM228 108V109H227ZM238 108V109H239ZM246 108V109H245ZM96 109V110H95ZM103 109V111L102 112H100L101 110ZM125 109V110H124ZM134 109V110H133ZM144 109V110H143ZM260 109H262L261 111H259L258 112V110ZM76 110V111H75ZM80 110V111H79ZM87 110H90V112L89 113H91L89 116H88V111ZM91 110H92V112H91ZM124 110V111H123ZM129 110V111H128ZM152 110V111H151ZM160 110H164L165 111V114H163V116H159V111ZM171 110H172V112H171ZM229 110H231L232 112H230V113H228V112H225V111H229ZM257 110V111H256ZM86 111V112H85ZM123 111V112H122ZM136 111V112H135ZM170 111V113H168ZM73 112H75V114H73V115H71ZM84 112L86 113V114H84ZM134 112V113H133ZM145 112H146V114H145ZM154 112V113H153ZM239 112V113H238ZM257 112V113H256ZM88 113V114H87ZM93 113V114H92ZM120 113V114H119ZM137 113V114H136ZM143 113V115H141ZM235 113V114H234ZM238 113V114H237ZM241 113V114H240ZM246 113V114H245ZM262 113V114H261ZM67 114H68V117H67ZM94 114L98 117H94ZM119 114V115H118ZM128 114H131V115H134V119L135 120H137L136 122V124H138L139 125V127H140V130L138 131V133L136 134V135H131L128 131H125L126 133H123V131H119V130H117V125H118V123H119V121L121 120V118L123 117V116H127ZM226 114V115H225ZM248 114V115H247ZM252 114L254 115L253 117H251L252 116ZM261 114V115H260ZM70 115V116H69ZM92 115V116H91ZM170 115V116H169ZM234 115H236V116H234ZM256 115V116H255ZM73 116H74V118H73ZM87 116V117H86ZM137 116V117H136ZM151 116H152V118H151ZM262 116H263V118H262ZM67 117V118H66ZM89 117H90V120L92 121L93 120V118H94V122L92 121H90L89 120ZM93 117V118H92ZM100 117V118H99ZM157 117V118H156ZM238 117H240V118H238ZM244 117V118H243ZM250 117V118H249ZM256 117H258L259 118V120H258V118H256ZM261 117V118H260ZM83 118H85V119H83ZM119 118V119H118ZM139 118V119H138ZM143 118V119H142ZM231 118V119H230ZM241 118H243V119H241ZM245 118H246V120H245ZM252 118V119H251ZM97 119V120H96ZM151 119V120H150ZM166 119V120H165ZM170 121H169V120ZM241 119V120H240ZM248 119H250V120H248ZM68 120V121H67ZM72 120V121H71ZM83 120H86L85 122L83 121ZM96 120V121H95ZM156 120V121H155ZM257 120V121H256ZM70 121V122H69ZM83 121V122H82ZM259 121V122H258ZM79 122H80V125L81 124H83V125H81V126H79ZM145 122L146 123H148V124H145ZM150 122V123H149ZM156 122V123H155ZM251 122H252V124H251ZM258 122V123H257ZM88 123V124H87ZM90 123V124H89ZM92 123V124H91ZM100 123V124H99ZM104 123V124H103ZM155 123V124H154ZM242 123V124H241ZM246 123H247V125H246ZM263 123H261V125H264ZM111 124V125H110ZM143 124V125H142ZM151 124V125H150ZM251 124V125H250ZM255 124H256V126H255ZM259 124V125H258ZM28 125V126H27ZM27 125H25L24 127L22 126L21 128H18L17 130H16V132H15V130H14V132H12L11 134H8V137H9V139H12L13 141H15V142H18V141H25V139H27L26 141H28L29 140V138H31V135H32V129H33V124L32 123H28ZM94 125V126H93ZM102 126V127H98V126ZM157 125V126H156ZM172 125V126H173ZM224 125V126H223ZM246 125V126H245ZM249 125V126H248ZM85 127V129H84V127ZM103 126H105L104 128H103ZM156 126V127H155ZM227 126V127H226ZM252 126H255L256 128H257V126L259 127V129L257 130V131H255L254 129H252L251 130V127ZM75 127V128H74ZM95 127V128H94ZM96 127H97V129L99 130H97L96 129ZM108 127V128H107ZM144 127V129H142ZM222 127V128H221ZM225 127H226V129H225ZM242 127V128H241ZM27 128V129H26ZM31 128V129H30ZM77 128V129H76ZM87 128H89V130L87 129ZM111 128V129H110ZM213 128V129H212ZM218 128V129H217ZM230 128H232V129H230ZM253 128V127H252ZM28 129L30 130V131H28ZM82 129V130H81ZM86 130V132L84 131V130ZM93 129V130H92ZM96 129V130H95ZM100 129H102L101 131H100ZM109 129H110V132H109ZM146 129V130H145ZM188 129V130H187ZM215 129V130H214ZM220 129V130H219ZM243 129V130H242ZM248 129V130H247ZM262 129V130H263ZM78 130V131H77ZM114 130H117V131H114ZM149 130V131H148ZM151 130V131H150ZM187 130V131H186ZM193 132H192V131ZM211 130H213V132L211 131ZM218 130V131H217ZM225 130V131H224ZM27 131V132H26ZM91 131H96L95 133H92ZM99 133H98V132ZM108 131V132H107ZM119 131V132H118ZM142 131V132H141ZM182 131L185 133V135L183 136V137H181L182 135H183V133H182ZM189 131H191V132H189ZM203 131V133H201ZM76 132H79V134L78 133H76ZM91 132V134H89ZM112 132V133H111ZM115 132V133H114ZM121 132V133H120ZM188 134H187V133ZM194 132H195V134H194ZM212 132V133H211ZM216 132V133H215ZM218 132V133H217ZM221 132H222V135H221ZM227 132V133H226ZM230 132V133H229ZM28 133V134H27ZM88 133V134H87ZM120 133V134H119ZM128 133V134H127ZM182 133V134H181ZM190 133V134H189ZM193 133V134H192ZM208 133V134H207ZM234 133V134H233ZM238 133H240V134H238ZM17 134H18V136H17ZM24 134V135H23ZM78 134V135H77ZM80 134H81V136H80ZM85 134V138L84 139H82L83 137V135ZM92 134H93V136H92ZM103 134H105V135H103ZM109 134H111L110 136H108ZM118 134V135H117ZM176 134V135H175ZM196 134H198V135H196ZM207 134V135H206ZM214 134V135H213ZM219 134V135H218ZM226 134H227V137H229V138H227L226 137ZM233 134V135H232ZM236 134V135H235ZM30 135V136H29ZM89 135H91V136H89ZM112 135H114V136H112ZM117 135V136H116ZM126 135H128V136H126ZM130 135V136H129ZM153 135V136H152ZM181 135V136H180ZM187 135V136H186ZM192 135V136H191ZM202 135V136H201ZM217 137H221V138H216V136ZM19 136H21V137H19ZM25 136V137H24ZM62 136V137H61ZM76 136H79L78 138L76 137ZM88 136V137H87ZM95 136V137H94ZM152 136V137H151ZM155 136V137H154ZM157 136V137H156ZM201 136V139H203L202 140V142L204 141V144H201L202 142H201V140H200V138H198V137H200ZM209 136V137H208ZM223 136V137H222ZM231 136V137H230ZM82 137V138H81ZM102 137V138H101ZM110 137H112V138H110ZM123 137V138H122ZM125 137V138H124ZM128 137V138H127ZM140 137V138H139ZM180 137V138H179ZM189 137V138H188ZM67 138V139H66ZM110 138V139H109ZM114 138V139H113ZM192 138V139H191ZM208 138V139H207ZM210 138H213V140L212 139H210ZM222 138H224V139H222ZM69 139L70 140H72V141H74L73 139H77V140H75V142L77 143V146L75 145V142H73L72 143V141H70L71 143V146H70V144H69ZM80 139H82L83 140V142H82V140H80ZM198 139H199V142H197L198 141ZM78 140H80L79 142H77ZM87 140V141H86ZM124 140H125V142H124ZM130 140H131V144H130ZM146 142H145V141ZM187 142H186V141ZM197 140V141H196ZM205 140H207V142H205ZM210 140H212V141H210ZM214 140H217L218 141V143H217V141H215V143H217L218 145L220 144V147H216L217 146V144L215 145V143H214ZM220 140H224V142L225 143H223L222 144V141H220ZM227 141V143H226V141ZM229 140V141H228ZM233 140V141H232ZM84 141L87 143V142H91V141H98V142H103V141H109V142H111L112 143V145H113V147L116 149V153L108 160V161H106L105 163H106V165H105V163H103V164H100V166L99 165H91V166H89V157H88V154H87V152H86V150L82 147L83 146V144H84ZM127 141L129 142V143H127ZM155 141V142H154ZM177 141V142H176ZM189 141V142H188ZM191 141V142H190ZM193 141V142H192ZM59 142H60V144H59ZM66 144H65V143ZM149 144H148V143ZM166 142V143H165ZM173 142V143H172ZM176 142V143H175ZM181 142V143H180ZM196 142V143H195ZM210 142H212V143H210ZM61 143H62V145H61ZM67 143H68V146H67ZM83 143V144H82ZM135 143V144H134ZM157 143V144H156ZM194 143H195V145H194ZM72 144H73V146H72ZM82 144V145H81ZM152 144V145H151ZM188 144V145H187ZM190 144V145H189ZM192 144L194 145V148H193V146H192ZM211 144V145H210ZM225 144H228V145H225ZM64 145H66V146H64ZM128 145V146H127ZM132 145V146H131ZM134 145H136V146H134ZM149 145H151V146H149ZM208 145V146H207ZM213 145H215V146H213ZM224 145V146H223ZM230 145V146H229ZM130 146H131V148L132 147H135V148H130ZM142 146V147H141ZM163 146V147H162ZM170 146V147H169ZM174 146H176V147H174ZM198 146V147H197ZM205 146H207L206 148H205ZM210 146V147H209ZM213 146V147H212ZM228 146V147H227ZM53 147V148H52ZM58 147V148H57ZM61 147V148H60ZM78 147V148H77ZM149 147V148H148ZM161 147H162V150H161ZM204 147V148H203ZM214 147H216V148H218V149H216V148H214ZM230 147V148H229ZM77 148V149H76ZM80 148H82V150L80 149ZM123 148V149H122ZM130 148V149H129ZM137 148V149H136ZM145 148V149H144ZM169 148V149H168ZM211 148V149H210ZM84 149V150H83ZM134 149V150H133ZM181 149V150H180ZM195 149H196V151H195ZM209 149H210V151H209ZM53 150V151H52ZM76 150V151H75ZM82 151V153L81 152H79L78 154H77V152L78 151ZM128 150V151H127ZM131 150V151H130ZM144 150V151H143ZM158 150H160V151H158ZM212 150V151H211ZM220 150V151H221ZM75 151V152H74ZM117 151H118V153H117ZM123 151V152H122ZM142 151H143V153H142ZM164 151H165V153H166V155H164L165 153H164ZM167 151V152H166ZM174 151H176L175 153H174ZM180 151H181V153H180ZM202 151V152H201ZM206 151L208 152V154L206 153ZM85 152V153H84ZM122 152V153H121ZM164 154H163V153ZM170 152H171V154H170ZM128 153V154H127ZM130 153H132V154H130ZM156 153V154H155ZM187 155H186V154ZM206 153V154H205ZM55 154L57 155V156H55ZM134 154V155H133ZM144 154V155H143ZM155 154V155H154ZM199 154H201L200 156H199ZM204 156H203V155ZM73 155H74V157H73ZM77 155H78V159L76 160L75 158L77 157ZM79 155H80V159H79ZM86 155H87V157H86ZM117 155V156H116ZM122 155V156H121ZM127 155H129V156H127ZM136 155V156H135ZM142 155H143V157H142ZM159 155H160V157H159ZM168 155H170L169 156V158H168ZM184 155V156H183ZM83 156H85L84 158H83ZM121 156V157H120ZM126 156V157H125ZM149 156H151V157H149ZM162 156L164 157V158H162ZM198 156V157H197ZM72 157V158H71ZM125 157V158H124ZM156 157V158H155ZM50 158V159H49ZM58 158V159H57ZM63 158V159H62ZM68 158H69V160H68ZM141 158H142V160H141ZM151 158V159H150ZM168 159V161L166 160V159ZM54 159H56L55 161H54ZM59 159H60V161L61 162H63L62 164H61V162L59 161ZM62 159V160H61ZM83 159V160H82ZM88 159V160H87ZM121 159H123V160H121ZM145 159V160H144ZM53 160V161H52ZM58 160V161H57ZM74 160V161H73ZM113 160V161H112ZM126 160V161H125ZM69 161V162H68ZM73 161V162H72ZM79 161V162H78ZM122 161V162H121ZM140 161V162H139ZM55 162L57 163V164H55ZM72 162V163H71ZM88 162V163H87ZM116 162V163H115ZM128 162V163H127ZM139 162V163H138ZM186 162V163H185ZM60 163V164H59ZM68 163H70V164H68ZM142 163H144V164H142ZM185 163V164H184ZM188 163V164H187ZM75 164H76V166H75ZM82 164V165H81ZM112 164H113V166H112ZM124 164V165H123ZM133 164H134V166H133ZM79 165V166H78ZM105 165V166H104ZM120 165V166H119ZM122 165V166H121ZM127 165V166H126ZM164 165V166H165ZM51 166V167H50ZM56 166V167H55ZM60 166V168H59V171H56V169H58V167ZM63 168H62V167ZM73 166V167H72ZM88 166V167H87ZM93 166H94V168H93ZM99 166V167H98ZM133 166V167H132ZM138 166L140 167V168H138ZM54 167H55V170H54ZM84 167V168H83ZM125 167H127V169L125 168ZM130 167H131V170H130ZM67 168V169H66ZM88 168V169H87ZM101 168V169H100ZM105 168V169H104ZM118 168V169H117ZM124 168V169H123ZM27 169H28V167H27ZM83 169V170H82ZM99 169V170H98ZM112 169V170H111ZM54 170V171H53ZM73 170V171H72ZM82 170V171H81ZM125 170V171H124ZM79 172V174H78V172ZM88 171H90V173H88ZM94 171H96L95 173H94ZM100 171V172H99ZM56 172V173H55ZM67 172V173H66ZM82 172H86V173H82ZM127 172V173H126ZM138 172V173H137ZM60 173V174H59ZM63 173H65V174H63ZM69 173V174H68ZM93 174V175H92ZM110 174V175H109ZM125 174V175H124ZM56 175V176H55ZM65 175V176H64ZM70 175V176H69ZM44 176V177H43ZM51 176H52V178H51ZM55 176V177H54ZM79 176H81V177H79ZM96 176V177H95ZM128 176V177H127ZM134 177L135 178V183H133V184H131L130 185V187L128 188V191L129 192H132V199H134V200H132L131 199V197H130V199L129 200H127L126 202H123L122 204L120 203V201L119 200H117L116 201V196L118 195V193H119V190L127 183V182H125V181H128V179L129 178H131V177ZM137 176V177H136ZM140 176V177H139ZM35 177V178H34ZM46 177V178H45ZM83 177H85V178H83ZM54 178H55V180H54ZM69 178H70V180H69ZM77 178V179H76ZM81 178V179H80ZM87 178V179H86ZM142 178V179H141ZM82 179H84V180H82ZM90 179V180H89ZM144 179V180H143ZM45 180V181H44ZM50 180V182H48ZM53 182H55L56 183V186H55V183H53ZM61 180V181H60ZM117 180V181H116ZM138 180V181H137ZM141 180V181H140ZM147 180V181H146ZM42 181V182H41ZM72 181V182H71ZM75 181V182H74ZM81 181H82V183H81ZM87 181V182H86ZM95 181V182H94ZM140 181V183H138ZM145 181V182H144ZM58 182V183H57ZM61 182V183H60ZM66 182V183H65ZM70 182V183H69ZM77 182V183H76ZM86 182V183H85ZM103 182V183H102ZM120 182V183H119ZM144 182V184H142ZM46 183H49L48 185L46 184ZM52 183H53V185H52ZM71 183H72V185H71ZM79 183V184H78ZM96 183H97V185H96ZM106 183V184H105ZM125 183V184H124ZM58 184H59V186H58ZM105 184V185H104ZM142 184V185H141ZM45 185H47V186H45ZM51 185V187L53 188H51V187H49ZM64 187H63V186ZM69 185V186H68ZM79 185V186H78ZM88 185V186H87ZM128 185V184H127ZM135 185V187H134V189H133V186ZM141 185V186H140ZM83 188H82V187ZM87 186V187H86ZM105 186H107V187H105ZM122 186V187H121ZM132 186V187H131ZM44 187V188H43ZM46 187V188H45ZM51 188V189H49V188ZM68 187L70 188V189H68ZM88 188V189H86V188ZM105 187V188H104ZM112 189H111V188ZM139 187V188H138ZM47 188L49 189V190H47ZM65 188V189H64ZM72 188V189H71ZM104 188V189H103ZM131 188H132V190H131ZM33 189V190H32ZM36 191H35V190ZM44 189H45V191H46V193H45V191H44ZM55 189V190H54ZM61 191H59V190ZM76 191H75V190ZM86 189V190H85ZM102 189V190H101ZM137 189V190H136ZM140 189V190H139ZM51 190V191H50ZM66 190V191H65ZM74 190V191H73ZM82 192V194L79 192ZM83 190H85L84 192H83ZM131 190V191H130ZM34 191H35V193H34ZM44 191V192H43ZM50 191V192H49ZM55 191H57L56 193H55ZM63 191H65V192H63ZM88 192V194L87 193H85V192ZM90 191H93L94 192V194L95 195H92L93 194V192H90ZM135 191V192H134ZM138 191V192H137ZM37 192V193H36ZM71 192H73L72 194H70ZM78 193L79 194V196H77V194H75V193ZM134 192V193H133ZM29 193H30V195H29ZM50 193H53V196L52 195H50ZM57 194V195H55V194ZM60 193H62L61 195H60ZM65 193H67L66 195H65ZM114 193V194H113ZM37 194V195H36ZM85 194H87L85 197H84V195ZM134 194V195H133ZM140 194H142L141 196H140ZM29 195V196H28ZM32 195V196H31ZM46 196V197H48V195H50L48 198H47V201H46V197H44V196ZM63 195H64V197H63ZM81 195H83V196H81ZM90 195H92V196H90ZM137 195V196H136ZM144 195V196H143ZM146 195V196H145ZM35 196H36V198H35ZM38 196V197H37ZM57 196V197H56ZM62 196V197H61ZM72 196V197H71ZM88 196V197H87ZM143 196V197H142ZM31 197V198H30ZM35 199H34V198ZM52 197H54V198H52ZM55 197L57 198V202H56V199H55ZM61 197V198H60ZM77 197V198H76ZM81 197H83L82 199H81ZM90 197V198H89ZM99 199H98V198ZM138 197H139V199H138ZM144 197H146V198H144ZM25 198V199H24ZM44 200V198H45V200L42 202V199ZM68 198V199H67ZM85 198H87V199H85ZM32 199V200H31ZM55 199V200H54ZM64 199V200H63ZM66 199H67V202H66ZM71 199L73 200L74 199V201L72 202V203H70L71 202ZM83 199H85V200H83ZM90 200V202H92V203H89V200ZM93 199V200H92ZM106 199V200H105ZM145 199V200H144ZM25 200V201H24ZM26 200H28V201H26ZM38 200L41 202V204H40V202L38 203ZM59 200V201H58ZM99 200H100V204H99ZM137 200V201H136ZM31 201H33V202H31ZM69 201V202H68ZM83 201V202H82ZM98 201V202H97ZM136 201V202H135ZM139 201V202H138ZM145 201V202H144ZM34 202H36V204H34V205H32ZM46 202V203H45ZM50 202V204L48 205V203ZM54 202H55V204H54ZM66 202V203H65ZM85 202H86V204H87V206L85 205ZM88 202V203H87ZM134 202V203H133ZM44 203V204H43ZM70 203V204H69ZM84 203V204H83ZM102 203L104 204L103 206H102ZM114 203V204H113ZM142 203V204H141ZM24 204L26 205V206H24ZM28 204V205H27ZM40 204V205H39ZM48 206H47V205ZM53 204V205H52ZM64 204V205H63ZM71 204H72V206H71ZM74 204H75V206H74ZM97 204V206H95V208H93L94 207V205H96ZM135 204V205H134ZM67 205H69V206H67ZM81 205H84V206H82L81 207ZM92 206V207H90V206ZM100 205V206H99ZM116 205V206H115ZM122 205H124L123 206V209H121L122 208ZM125 205H126V207H125ZM142 205H143V207H142ZM50 206V207H49ZM52 206V207H51ZM60 206V207H59ZM65 206H67V208L65 207ZM70 206H71V208H70ZM79 206V207H78ZM99 206V207H98ZM115 206V207H114ZM136 206V207H135ZM25 207V208H24ZM30 207V208H29ZM69 207V208H68ZM73 207V208H72ZM81 208L80 210L78 209V208ZM88 209H86V208ZM101 207V208H100ZM105 207V208H104ZM29 208V209H28ZM50 208H52V209H50ZM57 208H58V210H57ZM103 208V209H102ZM126 208V209H125ZM21 209V210H20ZM43 209V210H42ZM91 209V210H90ZM98 209H100V210H98ZM121 209V210H120ZM125 209V210H124ZM136 209V210H135ZM27 210V211H26ZM28 210L31 212H29L30 213V215H29V213H28V215H27V212H28ZM33 210H35V211H33ZM49 210V211H48ZM53 210H55V211H53ZM81 210H84V212L82 213V211ZM105 210H106V212H105ZM111 210V211H110ZM113 210V211H112ZM121 212H120V211ZM186 210V209H185ZM101 211V212H100ZM125 211V212H124ZM127 211V212H126ZM190 209H187V211L185 212V213H187V214H189L190 212ZM37 212V213H36ZM38 212H40V213H38ZM47 212V213H46ZM54 212V213H53ZM55 212H58V213H55ZM81 212V213H80ZM87 212V213H86ZM90 212V213H89ZM91 212L94 214V215H92L91 216ZM130 212V215L129 214H127V213H129ZM191 212H194V210H191ZM35 213V214H34ZM62 213V214H61ZM86 213V214H85ZM100 213H102L103 215L101 216V214L99 215ZM112 213H113V216H112ZM117 213H118V215H117ZM22 214H23V216H22ZM45 214V215H44ZM58 214V215H57ZM59 214H61L60 215V217H59ZM88 214V215H87ZM97 216H96V215ZM28 216V218H29V216H30V218L29 219H27V216ZM35 215V216H34ZM52 215V216H51ZM63 215V216H62ZM78 215V216H77ZM84 215H87V216H84ZM122 215V216H121ZM208 215H211V213L210 214H208ZM208 215H207V217H206V215H205V217L207 218V220L208 221H210V219H211V221H213L214 220V218L216 219V218H218L217 216L215 217V214H213L212 213V215L211 216H213L214 218H210L211 216H209L208 217ZM34 216V217H33ZM36 216H39V217H36ZM40 216H42V217H40ZM44 216V217H43ZM55 216V217H54ZM62 216V217H61ZM71 216V217H70ZM82 216V217H81ZM88 216H90V217H88ZM95 216H96V218H95ZM47 217V218H46ZM56 217H58V218H56ZM68 217H70L69 219H66V218H68ZM84 217H88L87 218V220H86V218H84ZM92 217V218H91ZM98 217V218H97ZM103 219H102V218ZM35 218V219H34ZM40 218V219H39ZM43 218V219H42ZM54 218V219H53ZM63 219V220H61V219ZM79 218V219H78ZM42 219V220H41ZM50 219V220H49ZM53 219V220H52ZM70 219L72 220V221H70ZM94 219V220H93ZM32 220H33V222H32ZM37 220H39V221H37ZM41 220V221H40ZM57 220V221H56ZM60 220L61 221H63L64 222V220H65V222L63 223V222H60ZM66 220H67V222L68 221H70V222H66ZM78 220H81V221H79L78 222ZM85 222H84V221ZM217 220V219H216ZM216 220L213 222V223H215L216 222ZM54 221V222H53ZM55 221H56V223H55ZM83 221V222H82ZM98 223H97V222ZM106 221V222H105ZM108 221H109V223H110V225H109V223H108ZM49 222H52L51 224L49 223ZM94 222V223H93ZM105 222V223H104ZM121 222V223H120ZM61 223H63L62 225H61ZM91 223V224H90ZM210 223H212V222H210ZM40 224V225H39ZM48 224V225H47ZM53 224V225H52ZM55 224H57V225H55ZM66 224V225H65ZM82 224V225H81ZM106 224H108L109 226H111L110 228H111V230H109V226L108 227H105V228H103L102 230H103V232L105 233H101L102 231H101V228L102 227H104V226H107ZM121 224V225H120ZM59 225V226H58ZM61 225V226H60ZM90 225V226H89ZM99 225V226H98ZM123 225V226H122ZM53 226H57L58 227V229L61 231V233H59V234H57V235H52V233H50V231H49V228L50 227H53ZM66 228H64V227ZM82 226H84V227H82ZM3 227H5V228H3ZM43 227H45V228H43ZM59 227H61V228H59ZM70 227V228H69ZM94 229H93V228ZM115 227V228H114ZM120 227H121V229H120ZM82 228V229H81ZM85 228V229H84ZM89 228V229H88ZM100 229V230H98V229ZM118 228V229H117ZM5 229V230H4ZM78 229V230H77ZM82 231L83 229V231H82V237L80 236V235H74L73 236V234H75L76 233V231H80V230ZM89 231H88V230ZM92 229V230H91ZM105 229V230H104ZM70 230V231H69ZM93 230H95V231H93ZM98 230V231H97ZM108 230H109V234H107L108 233ZM118 230H120V231H118ZM8 233H6V232ZM49 231V232H48ZM62 231H64L65 233L66 232H70V233H73L72 234V236L70 235V236H64V234H62L63 232ZM85 231V232H84ZM92 231V232H91ZM105 231H107V233L105 232ZM88 232V233H87ZM119 232L121 233V234H119ZM89 233L91 234V233H93V235L91 234V235H89ZM97 233H101L100 235L99 234H97ZM113 233V234H112ZM6 234H7V236H6ZM96 234V235H95ZM111 234H112V236H111ZM117 234H118V236H117ZM3 235V236H2ZM5 235V236H4ZM11 235V236H10ZM49 235V236H48ZM61 237H60V236ZM105 235H107V236H105ZM114 235V236H113ZM12 236H14V237H12ZM19 236H21V237H19ZM88 238H87V237ZM89 236L91 237V238H93V240L92 241H90V239H89ZM101 236L103 237V236H105V237H103V238H101ZM47 237V238H46ZM65 237V238H64ZM67 237H68V239H67ZM71 237V238H70ZM78 237V239L76 240V238ZM85 237L87 238V239H85ZM97 237H100L99 239L97 238ZM114 239H113V238ZM2 238L4 239L3 241H2ZM6 238H7V240H6ZM10 238V239H9ZM25 240H24V239ZM50 238V239H49ZM72 238H74V240L72 239ZM96 238V239H95ZM115 238H116V242H114L115 241ZM26 239H28V241L26 240ZM49 239V240H48ZM56 239V240H55ZM61 239H67V240H65V241H61ZM70 239H72V240H70ZM80 239H82L81 241H79ZM85 239V240H84ZM7 242H6V241ZM13 240H14V243L16 244H14V243H12L13 242ZM46 240V241H45ZM47 240L49 241V242H47ZM51 240H53V242L54 241H56L57 243H53V242H51ZM70 240V241H69ZM84 240V241H83ZM87 240V241H86ZM100 240V241H99ZM10 241V242H9ZM22 241V242H21ZM24 241V242H23ZM26 241V242H25ZM30 241H32L31 243H30ZM60 241V242H59ZM68 241V243H66ZM72 241V242H71ZM78 241H79V243H78ZM86 241V243H87V246H86V243H84ZM90 241V242H89ZM94 241H99V242H97V243H95ZM27 242H28V244H27ZM74 242H75V244H74ZM77 242V243H76ZM81 242V243H80ZM82 242H83V244H82ZM88 242H89V244H92V245H88ZM91 242H93V243H91ZM113 242L115 243V244H113ZM3 243V244H2ZM9 243H11V244H9ZM20 243V244H19ZM25 243L27 244V245H25ZM35 245H34V244ZM59 243H61V244H59ZM110 243H112L113 244V246L114 245H116V247L114 246H112V245H109ZM2 244V245H1ZM33 244V245H32ZM43 244V245H42ZM73 244V245H72ZM80 244V246L81 247H79L78 245ZM82 244V245H81ZM98 244V245H97ZM228 244V245H227ZM11 245V246H10ZM20 245V246H19ZM25 245V246H24ZM29 245V246H28ZM64 245V246H63ZM83 245H84V247H83ZM94 245V246H93ZM226 245V246H225ZM12 246H13V249H11L12 248ZM31 246H33V247H31ZM74 246H77V248H79V249H76V247H74ZM92 246V247H91ZM109 246V247H108ZM231 246V247H230ZM3 247H4V249H3ZM8 247V248H7ZM15 247V248H14ZM19 247V248H18ZM22 247V248H21ZM24 247H26L25 249H23ZM28 247H29V249H28ZM44 247H45V249H44ZM73 247V248H72ZM82 247H83V249H82ZM87 247V248H86ZM94 247V248H93ZM233 247H234V243H232L231 244V241H229V242H227V243H224V246H223V250L224 251H222V257H223V259L224 260H226V261H228L227 259L229 258V260H230V256H231V251L233 250ZM10 248V249H9ZM43 248V249H42ZM49 248V249H48ZM80 248L82 249L81 251H80ZM89 248V249H88ZM91 248V249H90ZM115 249V250H112V249ZM14 249H15V251H14ZM19 249H21L20 251H19ZM47 249V250H46ZM8 250H10V251H8ZM11 250H12V252L14 251V253H11ZM17 250H18V252H19V254H17L18 252H17ZM22 250H26L24 253H23V251ZM42 250V251H41ZM76 250H78V251H76ZM85 250V251H84ZM2 251H4V252H2ZM86 251H88V252H86ZM91 251V253H89ZM93 251V252H92ZM116 251V252H115ZM17 252V253H16ZM79 252H81V253H79ZM85 253V254H83L82 255V253ZM10 253V254H9ZM79 253V254H78ZM106 253V254H105ZM4 254V255H3ZM7 254H9V255H11V257H9V255H7ZM15 254V255H14ZM76 254H77V256H76ZM82 256H81V255ZM90 254V255H89ZM92 254V255H91ZM112 254V255H111ZM14 255V256H13ZM87 255V256H86ZM103 255V256H102ZM112 257H111V256ZM114 255V256H113ZM118 255V256H117ZM3 256V257H2ZM7 256V258H5V257ZM20 257V259H19V257ZM80 256V257H79ZM92 256V257H91ZM97 256H98V258H97ZM15 257H17L15 260L13 259V258H15ZM24 257H25V259H24ZM82 257V258H81ZM95 257V258H94ZM11 258V260H9ZM87 258H88V261H84V260H87ZM1 259L2 260H5V261H1ZM9 261H8V260ZM59 259V260H58ZM75 259V260H74ZM115 259H117V260H115ZM53 260V261H52ZM73 260V262H71ZM81 260V261H80ZM98 260V261H97ZM7 261V262H6ZM20 261L22 262V263H20ZM56 261V262H55ZM83 261V262H82ZM102 261H104V262H106V263H100V262H102ZM110 261H112V262H110ZM116 261V262H115ZM2 262V263H1ZM75 263V264H79V263Z\"/></svg>",
  "mask_w": 264,
  "mask_h": 264
}]
</instances>
